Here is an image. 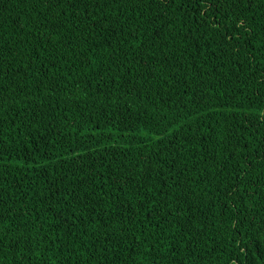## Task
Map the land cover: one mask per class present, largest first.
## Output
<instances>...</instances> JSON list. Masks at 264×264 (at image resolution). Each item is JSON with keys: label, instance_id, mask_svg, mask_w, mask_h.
<instances>
[{"label": "trees", "instance_id": "obj_1", "mask_svg": "<svg viewBox=\"0 0 264 264\" xmlns=\"http://www.w3.org/2000/svg\"><path fill=\"white\" fill-rule=\"evenodd\" d=\"M0 264H264V0H0Z\"/></svg>", "mask_w": 264, "mask_h": 264}]
</instances>
